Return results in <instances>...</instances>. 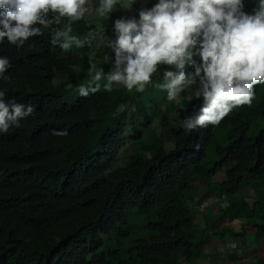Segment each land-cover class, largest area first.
I'll use <instances>...</instances> for the list:
<instances>
[{"label":"trees","instance_id":"obj_1","mask_svg":"<svg viewBox=\"0 0 264 264\" xmlns=\"http://www.w3.org/2000/svg\"><path fill=\"white\" fill-rule=\"evenodd\" d=\"M139 1L148 9L158 2ZM257 5L244 0L243 11L251 14ZM82 21L72 22L76 35L75 27H86ZM66 53L50 29L19 48L0 43V58L10 62L1 75L5 99L33 108L19 127L0 132V264H200L211 235L200 229L201 198L191 188L197 179L224 201L217 220L258 219L254 227L264 235V84L254 86L251 106L189 133L183 121L204 103L188 99L197 85L163 110L152 103L151 85L152 102L142 99L139 118L111 114L108 107L123 91L100 87L77 98V84L91 85L84 77L89 61L76 63ZM107 53L114 59L113 50ZM80 54L92 61L85 49ZM105 54L97 58L107 68ZM155 120L163 142L152 132ZM129 138L137 150L124 148ZM122 151L127 157L119 161ZM223 170L222 181L210 182Z\"/></svg>","mask_w":264,"mask_h":264},{"label":"clouds","instance_id":"obj_2","mask_svg":"<svg viewBox=\"0 0 264 264\" xmlns=\"http://www.w3.org/2000/svg\"><path fill=\"white\" fill-rule=\"evenodd\" d=\"M119 3L121 0H100L92 9L88 0H0V43L6 39L19 48L29 38L50 29L53 43L59 42L70 56L74 45L82 47L85 43L74 35L72 28V22L83 19L86 27H77L79 34L86 33L85 40L90 44L107 42L114 52V61L107 75L103 68L96 69L92 64L91 85L77 84V98L90 97L100 87L105 91H123L124 86L129 94L134 89L135 95L144 92L164 65L167 69L159 87L167 92L169 101L177 100L181 92L193 85L197 87L188 99L203 98L199 114L183 121L189 133L218 125L233 108L251 106L254 86L264 84V0H258L251 14L243 11L244 0H158L150 9L142 8L138 19H116L113 40L110 30L98 33L87 19L93 10L98 19L116 17L120 14L111 13ZM123 3L130 9L135 0H123ZM62 21L67 22L61 28ZM95 35H101V39L94 41ZM194 57H199L200 62ZM104 60L109 63L110 57L105 54ZM189 66L194 72L186 71ZM9 67V60L0 58V132L3 133L13 125L19 127V121L33 112L31 106L5 99L1 75ZM101 81L105 82L103 86ZM53 134L67 136L68 132ZM238 219L245 220L242 217L228 220L227 231L234 241L245 233H241ZM256 222L262 224L256 219L247 223V227L254 228L257 236Z\"/></svg>","mask_w":264,"mask_h":264},{"label":"rangeland","instance_id":"obj_3","mask_svg":"<svg viewBox=\"0 0 264 264\" xmlns=\"http://www.w3.org/2000/svg\"><path fill=\"white\" fill-rule=\"evenodd\" d=\"M96 2H100V0H88V4H89L90 8L95 9ZM119 4L120 5L114 9V11L111 13V15L114 12L119 13L120 15H117L116 17L109 16L108 18L98 19L99 17L96 15L95 11L93 10L92 15H91V17H89L87 19V22L93 23V29H95L96 32L106 31V29L104 28V27H106L107 30H110L109 35L111 36V39L114 40L115 39L114 21L116 19H119L122 17L125 19L133 18V17L138 19L139 11L142 8H146V7H144V4L142 2H139V0H135V3L131 6L130 9H127L124 7L123 0ZM102 22L104 23V27H103ZM75 30H76L77 35L76 34H74V35L78 36V38L81 41H85V43L83 44L82 47H77L76 45H74L70 51V54H69L70 57H72V59L76 63H82V62H88L89 61V63L86 65V68L88 67L90 69L91 65L95 64L96 69L103 68L105 75H107L109 70L112 67V61H114V59L110 58V62L108 63L107 68H105V67H103L102 63L99 62V61H101V58H97V55L102 54V53L108 54L107 52L110 53L112 51V49L109 47H102L99 45H91L88 41L85 40L86 33H80L79 34V29L77 27H75ZM80 49H85L87 54H90L89 57H90V59H92V61H90L88 58H87V60L84 59L82 57V55L80 54ZM160 69H162L160 75L155 74L152 77V83L147 85V86L152 85L154 87V92H152V99L154 101H156V100L157 101L152 102V103L157 105L159 109L163 110V109H168V108L172 107L173 104H175V103H178L182 99V96L179 95L178 99L175 101H169L167 99V92L165 90H162L159 87V85L163 82V71L167 69V66L162 65V66H160ZM92 75H94V72H92L90 74L89 70H86V73H84L85 79L88 80L90 83L92 81ZM146 90H147V88L145 89L144 92H139V93H136V95H135V90L133 89V91L131 92L133 94L132 99H130L129 92L123 86V93L117 96L118 101L115 104L109 106L108 111L111 114H124L125 116H131L134 114V116L136 118H139L140 115H142L144 113V108H143L142 103H141L142 97L149 100L148 96L146 95L149 92H147ZM131 106H133L134 112H131ZM151 129H152V132L156 131L158 133V137H159L160 142H163L165 140L166 137H165V133H164V128L157 120L151 122ZM126 147H127V150H129V151H134V150L138 149V146L136 145L134 138H129ZM262 149H263L262 152L264 153V147H262ZM122 153H123V151H122ZM256 155H258V154L255 151H253V156H256ZM126 157H127V154H126V152H124L120 156L119 161L125 160ZM261 160H262V158H261ZM259 168L261 170H264V162L263 161L261 162V166ZM224 178L225 177H224V170H223L221 172H218L215 175V177L212 180H210V182H220ZM191 188L197 189V193H198L199 197L201 198L199 203H200L201 209L203 210V212H205V215L214 217L217 213V208H218L219 204L217 203L216 200H214L212 194H210L207 191L206 182L203 180H198V179L194 180L191 182ZM251 189L252 190L249 191V194H250L249 199L250 200L253 197H255V194H254L255 189L254 188H251ZM253 232H254V230L252 228H248V230L245 231L244 236L249 239V237L252 236Z\"/></svg>","mask_w":264,"mask_h":264},{"label":"crops","instance_id":"obj_4","mask_svg":"<svg viewBox=\"0 0 264 264\" xmlns=\"http://www.w3.org/2000/svg\"><path fill=\"white\" fill-rule=\"evenodd\" d=\"M217 203L221 206L224 201L218 200ZM219 206L216 215H219ZM216 215L206 216L203 212L198 218L203 233L211 235L203 246L200 264H264V235L256 236V230L252 228L254 232L249 239L241 234L234 241L227 231L229 221L217 220ZM236 221L240 225L241 233L250 228L245 220Z\"/></svg>","mask_w":264,"mask_h":264},{"label":"bare ground","instance_id":"obj_5","mask_svg":"<svg viewBox=\"0 0 264 264\" xmlns=\"http://www.w3.org/2000/svg\"><path fill=\"white\" fill-rule=\"evenodd\" d=\"M212 201V200H211Z\"/></svg>","mask_w":264,"mask_h":264}]
</instances>
